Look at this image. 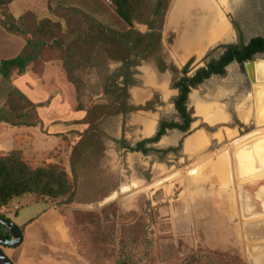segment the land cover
Instances as JSON below:
<instances>
[{"label":"rangeland","instance_id":"obj_1","mask_svg":"<svg viewBox=\"0 0 264 264\" xmlns=\"http://www.w3.org/2000/svg\"><path fill=\"white\" fill-rule=\"evenodd\" d=\"M176 2L170 0L165 14L162 56L167 64L178 69L192 61V73L203 66L208 52L211 58L219 55L218 46L246 43L252 37L264 36V0H223L221 4L217 1V8L228 25L225 38L206 39L200 50L194 44L186 49L185 40L198 39L194 34L197 24L173 21ZM8 7H0L1 21L5 22L10 13L16 20L28 11L42 18L77 9L99 23L115 27L121 24L110 0H14ZM135 28L141 33L146 31L142 25L135 24ZM49 47L50 44L47 49ZM40 58L34 65L35 70L43 71L46 64L51 63V71L60 67L65 74L57 50H45ZM262 60L263 57H257L252 62ZM115 67L116 64H111L109 70ZM147 73L167 87L152 92L149 99L137 98L135 89L131 88L132 106L153 102L151 110L135 111L134 116L143 112L158 113L156 125L161 118L175 119L171 100L177 91L173 90L175 95L169 94L171 73H159L153 61L143 63L136 68L137 88L142 85L140 78ZM253 76L252 83L244 65L233 63L226 68L224 76L212 77L192 90L188 106L194 122L189 133L168 131L156 145L149 146L163 152L170 150L164 154L129 153L113 143L114 137L119 135L131 146L148 139L141 138L144 132L128 125L131 115L126 119L103 120L100 129L105 137L101 149L99 144L91 146L76 162L73 173L70 161L78 134L72 137V141L76 138L75 143L61 148L58 153L55 150L39 158L30 151L29 166L55 164L67 173L75 187L74 202L62 207L63 199L44 198L46 201L35 203L37 205H27L26 200L33 203L38 198L31 195L19 202L22 207L17 212L14 208L6 213L8 218L12 223H19L47 204L53 208L55 216L58 214L65 231L61 246L75 251L87 264H259L253 259L259 248L264 249V238L245 232L246 228H255L264 222L262 202L257 196V190L264 185V169L263 165H256L249 147L254 148L264 138V81H257L254 73ZM81 77L79 100L87 106L96 101L101 86L94 71L85 70ZM56 96L51 99L49 108L40 109V127L47 133L64 134L78 127L50 125L49 119H60L62 112L67 111L66 102L61 106L57 103L59 95ZM39 114H36L37 119ZM62 118L80 116L66 113ZM189 140L192 142L187 149ZM19 204L15 207L19 208Z\"/></svg>","mask_w":264,"mask_h":264},{"label":"trees","instance_id":"obj_2","mask_svg":"<svg viewBox=\"0 0 264 264\" xmlns=\"http://www.w3.org/2000/svg\"><path fill=\"white\" fill-rule=\"evenodd\" d=\"M13 1L0 0V7ZM169 3L170 0H110L113 12L121 23L118 27L99 23L77 9L60 16L51 13L42 18H36L28 11L16 20L8 16L3 22L8 32L25 40V47L16 58L1 63L0 74L3 78L9 80L13 74H25L37 64L45 50H57L66 79L76 89V110L86 111V115L75 124L83 125L86 129L78 134L79 140L73 147L70 161L72 173L76 162L91 146L99 144L100 148L105 137L100 129L103 120L115 117L125 119L135 111L152 109L153 102L140 107L130 104L129 90L136 85V68L141 64L153 61L159 73H171L170 89L177 91L171 100L176 117L172 120L159 119L155 134L134 146L123 137L113 140V143L126 152L149 155L170 151L149 147L156 145L168 131L174 130L183 135L189 133L194 122L193 112L188 106L192 90L212 77L224 76L226 68L233 63L242 66L257 57L264 58V36H256L246 43L218 46L219 55L211 58L208 52L203 66L192 73V61H188L181 69L167 64L162 56V32ZM135 24L146 27V31L139 32ZM48 44L50 49H47ZM111 64H116L113 70H109ZM85 70L94 71L101 86L96 98L99 101L90 102L87 106H83L79 100L83 84L81 76ZM8 102V107L0 109V122L14 127H34L39 124L36 109L44 105L31 104L17 91L10 94ZM74 193L75 187L67 173L55 164L31 167L18 151L0 157V210L8 208L13 200L26 199L31 195L38 197L33 203L46 201L44 198L63 199L60 206L65 207L74 202ZM0 218L10 221L1 212ZM19 230L22 232V228ZM0 235L10 234L0 225ZM3 248L5 246L1 245L0 250L4 254Z\"/></svg>","mask_w":264,"mask_h":264},{"label":"crops","instance_id":"obj_3","mask_svg":"<svg viewBox=\"0 0 264 264\" xmlns=\"http://www.w3.org/2000/svg\"><path fill=\"white\" fill-rule=\"evenodd\" d=\"M12 3L8 5V8H10ZM10 15L13 17L11 13ZM13 18L15 19L16 17ZM3 22L0 19V65L3 61L16 58L25 47V40L20 36L8 32L3 26ZM205 41L200 39L197 41V45L203 48ZM51 65V63L46 64L43 71H37L32 66L25 74L21 76L13 74L9 80L3 78L0 74V109L8 107V99L13 91L20 93L25 97L26 101L33 105H44L36 109L37 116L38 112H40L38 118L40 124L38 126L14 127L0 122V157L8 155L12 151H18L21 153L24 161L27 162L30 151L39 155V158H41V155L44 157V155L52 153L55 150L58 153L62 151L61 148H68L70 143H75L77 140L75 138L72 141V137L82 133L86 129L83 125L75 124L85 117L86 112L76 110V96L73 86L67 82L65 79L66 76L60 67H57L55 71H51ZM140 82L142 83L140 88L136 86L133 89H135L134 93L136 97L142 99H149L152 92L158 91L159 89L165 90L167 87L166 83L161 84L157 82L154 75L150 73L145 74V77H142V79L140 78ZM169 94L175 95V92L171 90ZM56 95H59L58 104L64 106L62 104L66 102L64 107L67 111L62 112V115L59 117L60 119H49L50 125L60 123L70 127L73 125L78 127L74 130L70 129V132L64 134L57 131L47 133L40 127V109L44 107L49 108L52 103L51 99L58 97ZM11 102L12 105L13 100ZM66 113H74L80 116V118L63 120L62 117ZM139 114L137 113L135 116L133 113L130 114L133 117L128 125L140 132H144L145 136L141 138L153 136L157 128L158 113L143 112ZM195 137L199 138L198 136ZM114 138L117 140V138H120V135ZM190 140L187 142V149H190L189 143L192 142ZM36 148L41 151L37 152ZM193 149L197 150V148ZM22 200L25 199L13 200L8 208H2L0 212L4 214L9 213ZM26 204L37 205L35 203H29L28 200H26ZM43 204L46 203L43 202ZM19 206L20 209L22 206L20 204ZM48 208L49 206L46 204L44 208L33 214L27 220L19 223L13 222L18 228H22L23 240L17 247L3 248L5 256L12 264H87L75 251L61 246L64 242L65 231H63L60 219L57 217L58 214L55 216L53 208ZM14 216L17 219V213Z\"/></svg>","mask_w":264,"mask_h":264},{"label":"bare ground","instance_id":"obj_4","mask_svg":"<svg viewBox=\"0 0 264 264\" xmlns=\"http://www.w3.org/2000/svg\"><path fill=\"white\" fill-rule=\"evenodd\" d=\"M217 1H219L218 3L221 4V2L223 0H217ZM217 1L216 0H177L176 5H175L174 10H173V13H172L173 21L175 23H184V24L185 23H196L197 24V26H195V27H197V30H196V33H194V34H195V38H198V39H196V41L191 42V41H189V39L191 37H189V39L185 40L184 44H188V45H184V47L186 49L189 48L193 44L197 45V43H198L197 41L200 39L201 40H206V39L214 40V39H218L220 37H224L227 35L228 25L226 24L227 22L221 18L219 9L217 8L219 5L217 3ZM181 26H183V25H181ZM192 28L190 27V29H192ZM209 43H210V41H209ZM197 46L200 50V46L199 45H197ZM254 71H255V74L257 76L256 79H258L257 81H264V60L258 61L254 64ZM249 147H251V152H252L251 155H253V159L255 160L256 165L260 166V164H261V165H263L262 168L264 169V138L254 148L252 146H249ZM242 154H243V152H242ZM240 164L241 163H239V165ZM249 172H250V170H249ZM242 174H243V172H242ZM241 193H242V191H241ZM257 196L259 199H261L262 208H263L262 210H264V185L257 190ZM246 213H247V211H246ZM263 223L261 226L257 225L255 228H253L254 226L249 227L248 229L246 228L245 232L246 233L249 232V233L257 235L258 237L264 238V224ZM253 260L256 262H260L261 264H264V249L259 248V252H258V254H255V257Z\"/></svg>","mask_w":264,"mask_h":264},{"label":"water","instance_id":"obj_5","mask_svg":"<svg viewBox=\"0 0 264 264\" xmlns=\"http://www.w3.org/2000/svg\"><path fill=\"white\" fill-rule=\"evenodd\" d=\"M250 82H254V62L250 61L244 64ZM0 225L9 232V236L0 235V246L14 248L21 244L23 237L19 228L7 219L0 218ZM0 264H12L11 261L0 250Z\"/></svg>","mask_w":264,"mask_h":264},{"label":"flooded vegetation","instance_id":"obj_6","mask_svg":"<svg viewBox=\"0 0 264 264\" xmlns=\"http://www.w3.org/2000/svg\"><path fill=\"white\" fill-rule=\"evenodd\" d=\"M135 86H136V85H135ZM135 86H134V87H135ZM132 88H133V87H132ZM128 116H129V115H128ZM128 116H127V117H128ZM122 118H123V117H122ZM125 119H126V118H125Z\"/></svg>","mask_w":264,"mask_h":264},{"label":"built area","instance_id":"obj_7","mask_svg":"<svg viewBox=\"0 0 264 264\" xmlns=\"http://www.w3.org/2000/svg\"><path fill=\"white\" fill-rule=\"evenodd\" d=\"M15 209H17V207Z\"/></svg>","mask_w":264,"mask_h":264}]
</instances>
